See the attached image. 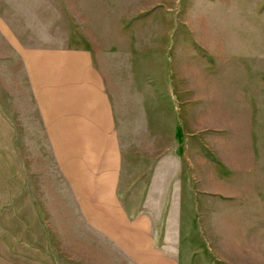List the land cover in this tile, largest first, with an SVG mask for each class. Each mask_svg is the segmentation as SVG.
I'll return each instance as SVG.
<instances>
[{
  "label": "rangeland",
  "instance_id": "rangeland-1",
  "mask_svg": "<svg viewBox=\"0 0 264 264\" xmlns=\"http://www.w3.org/2000/svg\"><path fill=\"white\" fill-rule=\"evenodd\" d=\"M76 19L88 37L76 38ZM0 31L6 114L24 108L26 88L9 39L88 41L114 79L127 78L118 196L144 222L145 244L89 247L92 231L55 220L26 228L24 198L9 211L2 186L0 264H264V0H0Z\"/></svg>",
  "mask_w": 264,
  "mask_h": 264
},
{
  "label": "crops",
  "instance_id": "crops-1",
  "mask_svg": "<svg viewBox=\"0 0 264 264\" xmlns=\"http://www.w3.org/2000/svg\"><path fill=\"white\" fill-rule=\"evenodd\" d=\"M82 35L89 32L76 19V38ZM9 43L26 88L24 108L19 102L14 114H6L0 100V179L7 180L0 189H8V210L15 211L12 203L23 197L26 228L46 230L53 220L65 229L83 224L94 237L85 242L89 247L115 243L130 251L136 244L139 250L145 244L137 229L144 222L132 219L118 196L127 147L122 134L128 131V98L121 97L127 78L114 79L112 66L96 61L88 41L35 49ZM22 149L36 155L22 157Z\"/></svg>",
  "mask_w": 264,
  "mask_h": 264
}]
</instances>
